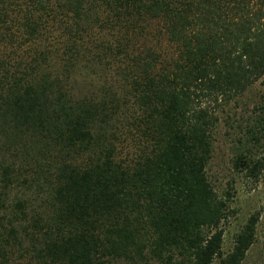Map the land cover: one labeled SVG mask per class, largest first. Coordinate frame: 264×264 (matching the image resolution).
Here are the masks:
<instances>
[{"label": "trees", "instance_id": "16d2710c", "mask_svg": "<svg viewBox=\"0 0 264 264\" xmlns=\"http://www.w3.org/2000/svg\"><path fill=\"white\" fill-rule=\"evenodd\" d=\"M263 76L264 0H0V264H242L206 167Z\"/></svg>", "mask_w": 264, "mask_h": 264}, {"label": "rangeland", "instance_id": "374dc122", "mask_svg": "<svg viewBox=\"0 0 264 264\" xmlns=\"http://www.w3.org/2000/svg\"><path fill=\"white\" fill-rule=\"evenodd\" d=\"M264 76L217 112L206 175L215 193L227 200L230 216L224 224L222 253L228 255L234 235L255 215V241L242 264H264V168L257 179L248 168L264 158ZM212 264H220L215 260Z\"/></svg>", "mask_w": 264, "mask_h": 264}]
</instances>
